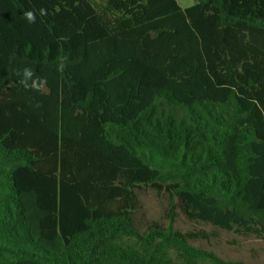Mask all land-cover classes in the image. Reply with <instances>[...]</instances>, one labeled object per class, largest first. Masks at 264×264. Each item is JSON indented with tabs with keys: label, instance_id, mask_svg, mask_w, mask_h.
Masks as SVG:
<instances>
[{
	"label": "trees",
	"instance_id": "1",
	"mask_svg": "<svg viewBox=\"0 0 264 264\" xmlns=\"http://www.w3.org/2000/svg\"><path fill=\"white\" fill-rule=\"evenodd\" d=\"M193 1L0 0V264H243L176 210L264 241V0Z\"/></svg>",
	"mask_w": 264,
	"mask_h": 264
},
{
	"label": "rangeland",
	"instance_id": "2",
	"mask_svg": "<svg viewBox=\"0 0 264 264\" xmlns=\"http://www.w3.org/2000/svg\"><path fill=\"white\" fill-rule=\"evenodd\" d=\"M99 1V0H93ZM181 7L193 4V0H176ZM142 211L146 219L166 225L170 219L169 197L145 188L139 192ZM173 225L183 232H203L205 236L191 241L192 245L211 251L224 260L243 264H264V241L257 237L242 236L233 231L221 230L210 224L188 220L176 210Z\"/></svg>",
	"mask_w": 264,
	"mask_h": 264
},
{
	"label": "clouds",
	"instance_id": "3",
	"mask_svg": "<svg viewBox=\"0 0 264 264\" xmlns=\"http://www.w3.org/2000/svg\"><path fill=\"white\" fill-rule=\"evenodd\" d=\"M41 12L43 13V10H41ZM24 18L26 19V21L31 24L35 22L36 16L34 14V12L32 11H26L24 13ZM64 69V64L61 63L58 67V71H63ZM17 75L22 76V79L20 80V83L23 87L30 88V87H35V81L33 80L32 85H30L28 83L29 80H32L33 76H34V72L31 68H24L22 71L21 70H17Z\"/></svg>",
	"mask_w": 264,
	"mask_h": 264
}]
</instances>
